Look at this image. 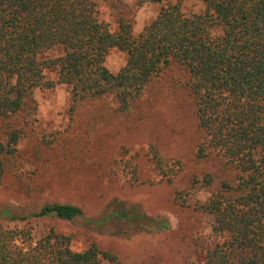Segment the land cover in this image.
Instances as JSON below:
<instances>
[{
	"label": "trees",
	"instance_id": "obj_1",
	"mask_svg": "<svg viewBox=\"0 0 264 264\" xmlns=\"http://www.w3.org/2000/svg\"><path fill=\"white\" fill-rule=\"evenodd\" d=\"M183 1L0 0V187L10 179L26 196L37 193L27 182L26 166L44 161L45 146L53 151L56 139H71L80 108L92 112L94 124L111 118L134 123L142 119L134 114L139 104L163 83L185 93L196 123L194 159L213 167L194 173L173 192V204L189 209L209 229L191 242L204 264H264V0H199L204 11L189 16L182 12ZM148 3L162 6L135 36V9ZM102 7L114 31L103 21ZM54 49L61 54L48 58ZM111 49L126 55L117 73L105 65ZM47 71L56 72L55 81L46 78ZM57 84L68 89L71 124L40 137L35 92ZM120 150L103 175L111 185L171 186L184 173L183 162L154 143ZM195 190L206 193L204 200L191 199ZM28 206L0 204V264H123L95 242L73 250L74 235L56 225L36 238L32 219L68 224L81 219L125 237L156 238L171 227L142 204L111 202L97 220L75 204Z\"/></svg>",
	"mask_w": 264,
	"mask_h": 264
},
{
	"label": "rangeland",
	"instance_id": "obj_2",
	"mask_svg": "<svg viewBox=\"0 0 264 264\" xmlns=\"http://www.w3.org/2000/svg\"><path fill=\"white\" fill-rule=\"evenodd\" d=\"M133 6V2L127 1ZM162 4L148 3L135 9L133 35L153 21ZM103 21L112 31L116 29L113 18L101 8ZM204 11L199 0H184L182 12L189 16ZM61 50L54 49L47 57H57ZM126 62L125 53L111 49L105 65L112 73H117ZM47 79L55 81L56 72H45ZM37 101V135L50 137L53 133H62L71 124L68 89L55 85L52 89L35 92ZM80 108L73 117L70 130L71 139H56L52 149L45 146L44 161L37 167L27 165L25 175L38 192L26 196L25 191L5 179L0 187V204L27 206L45 201H58L75 204L82 208L88 219H100L109 211L110 203L121 202L127 206L142 204L150 216H163L169 220L170 230L156 238L143 235L129 237L117 236L110 230L99 231L83 220L73 224L32 219L34 235L38 238L51 225H56L74 235L71 248L75 251L85 249L90 243H96L103 251L115 254L123 264H204L201 253L191 242L197 234L207 232L197 217L189 209L181 208L172 202L173 192L184 188L190 176L203 170H213L212 164L198 163L194 159L197 144L196 123L188 105L185 93L180 90L169 91L162 83L156 91L145 96L135 111L140 121L128 123L126 119L111 118L107 124H94L91 113ZM49 142L53 139H29V141ZM154 143L160 152L168 157L179 158L184 164V173L174 185L158 184L154 186H127L119 183L111 185L104 178V173L111 170L118 158L120 149H141L147 143ZM34 142H32L33 144ZM26 144V140L22 142ZM206 193L193 191L192 200H204Z\"/></svg>",
	"mask_w": 264,
	"mask_h": 264
}]
</instances>
